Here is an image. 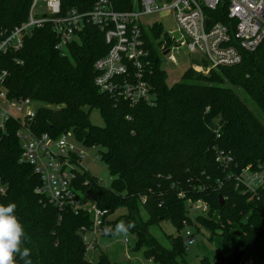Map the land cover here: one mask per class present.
I'll return each mask as SVG.
<instances>
[{
	"label": "trees",
	"instance_id": "obj_1",
	"mask_svg": "<svg viewBox=\"0 0 264 264\" xmlns=\"http://www.w3.org/2000/svg\"><path fill=\"white\" fill-rule=\"evenodd\" d=\"M94 1L61 0L62 12L88 11ZM114 1L117 10L132 7V0ZM31 3L0 0V32L25 22ZM162 31V24L156 23L147 34L154 60L150 80L157 94L152 106H131L124 98L99 90L94 64L109 46L104 32L87 21L63 52L56 48L58 37L51 24L33 28L19 51L1 56L0 66L8 71L11 97L39 103L32 124L35 132L58 136L73 131L85 146L99 147L112 182L105 186L85 172L77 176V184L90 190L109 214L127 210L115 221L106 220L104 234L119 220L133 222L129 231L137 236L136 249L154 264H186L181 230L193 224L187 200L204 199L208 214L197 218L213 232L222 231L223 246L216 262L204 256L201 264H241L252 244L264 238V198L236 190L216 156L223 151L238 167L264 163V121L243 97L247 95L264 116V40L255 51L244 52L237 65L213 68L207 74L188 68L182 81L168 84L158 50ZM93 108L100 111L104 125L91 121ZM18 127L10 124L6 132L0 130V179L5 188L0 204H16L14 214L26 233L22 247L30 250L32 264H118L105 252L96 262L87 258L79 230L92 224L90 213L60 211L36 192L40 178L32 165L20 161ZM164 220L178 230L167 236L169 246L151 233ZM233 225H238L234 246ZM16 264L24 261L17 256Z\"/></svg>",
	"mask_w": 264,
	"mask_h": 264
},
{
	"label": "built area",
	"instance_id": "obj_2",
	"mask_svg": "<svg viewBox=\"0 0 264 264\" xmlns=\"http://www.w3.org/2000/svg\"><path fill=\"white\" fill-rule=\"evenodd\" d=\"M40 3L45 10L41 5L38 10ZM115 6L114 0H95L88 11L71 8L63 13L61 0H32L28 19L10 31L0 32V58L10 51H19L25 35L45 24H51L58 37L56 48L63 52L87 21L104 32L109 46L94 64L99 90L116 99L124 98L131 106H152L157 94L150 80L154 60L147 34L161 22L147 21L151 14L168 12L179 33L176 39L172 32H165L167 39L158 47L160 55L175 62L172 50L186 47L188 54H199L198 63L190 67L203 74L213 68L239 64L244 52L255 51L264 40V0H132L130 9L117 10ZM7 77L8 71L0 66V130L6 132L10 124L19 126L16 135L21 146L20 161L32 165L39 175L36 192L45 203L60 211L70 208L76 213L91 214L90 227L82 226L79 230L88 254L95 250L97 235L103 233L110 214L108 209L98 206L90 190L77 184V176L87 172L81 162L86 154L85 145L73 131L58 136L35 132L32 124L39 103L30 97H11ZM216 160L236 190L264 198V163L238 167L233 157L223 151L217 153ZM4 192L0 179V197ZM187 209L189 216L190 211L207 215L209 204L204 199H188ZM185 227V243H195L191 225Z\"/></svg>",
	"mask_w": 264,
	"mask_h": 264
},
{
	"label": "rangeland",
	"instance_id": "obj_3",
	"mask_svg": "<svg viewBox=\"0 0 264 264\" xmlns=\"http://www.w3.org/2000/svg\"><path fill=\"white\" fill-rule=\"evenodd\" d=\"M45 10V5L40 3L38 5L39 9ZM147 21L150 22H161L163 26V31L161 35L157 38V41H164L167 39L166 31L171 33L176 39L179 38V33L177 31L176 23L174 19L168 12H159L151 14L146 17ZM186 47L180 46L178 48H174L172 50V54L175 57V62L167 61L163 57L162 68L167 72L168 84H173L174 82H179L183 80V74L188 68H192L193 64H197L199 61V54L190 53ZM162 56V55H161ZM194 69V68H192ZM196 71V70H195ZM245 100L251 105L252 109L261 116L264 121V116L258 107L252 102V100L247 96L243 95ZM91 121L96 125H104L103 117L100 111L97 108H93L90 113ZM85 155L82 157L81 162L84 169L87 172L96 177L101 184L105 186H109L112 182V175L108 169L106 162L101 158L99 153V147L85 146L84 147ZM127 213L125 208H119L112 214L108 216V220L115 221L124 214ZM190 216L193 217L195 222L191 225V229L195 235V243L189 244L185 243L186 248V264H201V259L204 256L212 255L217 253L218 246L222 242V236L220 235L222 231L220 229H216L213 232L211 229L205 227L203 225L204 221H200V216H206L196 213V211H190ZM145 216V214L143 213ZM197 216H199L197 218ZM216 222H220L218 220L219 215L215 214ZM146 217V216H145ZM115 223V226L120 223ZM190 225V224H189ZM198 228V230H197ZM236 228L238 225H233V229L230 231V242L233 243L237 240L236 236ZM186 231V227L181 230V234L184 236ZM151 233L157 237L162 244L165 246H169L170 243L168 241V235H176L178 233L177 228L173 225V223L169 220H164L158 226H154L151 228ZM136 241L137 236L129 231V235L124 237L123 235L114 236L107 235L104 233H99L97 235V243L96 248L93 251L88 252L87 258L93 262H96L98 255L101 252H105L111 259L116 261L118 264H154L152 260H149L148 257L143 253L142 250L136 249ZM253 249L262 247L264 249V238H261L257 242L252 244ZM248 254H245L247 256ZM243 259V258H242Z\"/></svg>",
	"mask_w": 264,
	"mask_h": 264
},
{
	"label": "clouds",
	"instance_id": "obj_4",
	"mask_svg": "<svg viewBox=\"0 0 264 264\" xmlns=\"http://www.w3.org/2000/svg\"><path fill=\"white\" fill-rule=\"evenodd\" d=\"M16 207L15 203L0 204V264H16L17 256L24 261V264H32L29 259L30 250L27 247H22L26 233L19 218L14 214ZM134 227L133 222L127 224L120 222L114 230L106 227L104 232L114 236L127 237L129 230Z\"/></svg>",
	"mask_w": 264,
	"mask_h": 264
},
{
	"label": "crops",
	"instance_id": "obj_5",
	"mask_svg": "<svg viewBox=\"0 0 264 264\" xmlns=\"http://www.w3.org/2000/svg\"><path fill=\"white\" fill-rule=\"evenodd\" d=\"M237 241V240H236ZM236 241L231 243L232 246L236 244ZM223 246V238L222 242L218 246V251L222 248ZM211 262H216L217 260V253L212 254L211 256H207ZM241 264H264V249L262 247L253 249L251 253H249L247 256L243 257Z\"/></svg>",
	"mask_w": 264,
	"mask_h": 264
},
{
	"label": "water",
	"instance_id": "obj_6",
	"mask_svg": "<svg viewBox=\"0 0 264 264\" xmlns=\"http://www.w3.org/2000/svg\"><path fill=\"white\" fill-rule=\"evenodd\" d=\"M165 53H167V51ZM219 200H220V205H223L225 203L222 195H219Z\"/></svg>",
	"mask_w": 264,
	"mask_h": 264
}]
</instances>
